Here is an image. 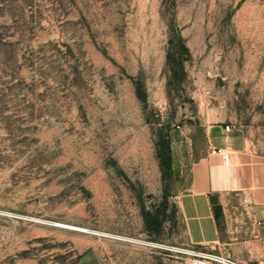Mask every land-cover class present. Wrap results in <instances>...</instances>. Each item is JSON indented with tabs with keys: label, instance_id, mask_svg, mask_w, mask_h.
<instances>
[{
	"label": "rangeland",
	"instance_id": "374dc122",
	"mask_svg": "<svg viewBox=\"0 0 264 264\" xmlns=\"http://www.w3.org/2000/svg\"><path fill=\"white\" fill-rule=\"evenodd\" d=\"M233 147L264 164V0H0V264H188Z\"/></svg>",
	"mask_w": 264,
	"mask_h": 264
},
{
	"label": "crops",
	"instance_id": "0c3cea01",
	"mask_svg": "<svg viewBox=\"0 0 264 264\" xmlns=\"http://www.w3.org/2000/svg\"><path fill=\"white\" fill-rule=\"evenodd\" d=\"M225 165L197 164L190 189L178 197L188 242L243 264H264V164L234 148Z\"/></svg>",
	"mask_w": 264,
	"mask_h": 264
},
{
	"label": "built area",
	"instance_id": "2783aa9c",
	"mask_svg": "<svg viewBox=\"0 0 264 264\" xmlns=\"http://www.w3.org/2000/svg\"><path fill=\"white\" fill-rule=\"evenodd\" d=\"M225 131L230 132L231 126H226ZM223 153V149H213V155H222ZM224 160L226 163L228 162V155L224 156ZM180 253L189 257L188 264H243L232 256L213 249L187 248L182 249Z\"/></svg>",
	"mask_w": 264,
	"mask_h": 264
},
{
	"label": "bare ground",
	"instance_id": "6f19581e",
	"mask_svg": "<svg viewBox=\"0 0 264 264\" xmlns=\"http://www.w3.org/2000/svg\"><path fill=\"white\" fill-rule=\"evenodd\" d=\"M56 227L63 228V229H67V230H73V231H77V232H82V233H88L89 232L85 228H80V227H76V226H70V225H66V224H57ZM131 241L142 244V242L141 241H138V240H133L132 239Z\"/></svg>",
	"mask_w": 264,
	"mask_h": 264
}]
</instances>
